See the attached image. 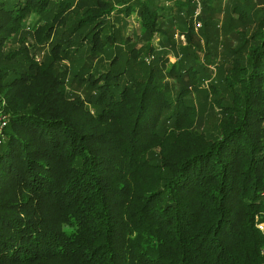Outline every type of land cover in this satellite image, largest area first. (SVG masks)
<instances>
[{
    "label": "trees",
    "instance_id": "trees-1",
    "mask_svg": "<svg viewBox=\"0 0 264 264\" xmlns=\"http://www.w3.org/2000/svg\"><path fill=\"white\" fill-rule=\"evenodd\" d=\"M161 2L0 0V264H264V5L213 77V0Z\"/></svg>",
    "mask_w": 264,
    "mask_h": 264
},
{
    "label": "rangeland",
    "instance_id": "rangeland-1",
    "mask_svg": "<svg viewBox=\"0 0 264 264\" xmlns=\"http://www.w3.org/2000/svg\"><path fill=\"white\" fill-rule=\"evenodd\" d=\"M159 6H161V0H158ZM234 5L238 6V9L241 10L245 17H243V21L237 19V14H233L231 12ZM264 5V0H236L226 6V8L222 9L219 6L218 0H213L211 3V9L213 10V17H214V23H220L221 24V32H218V38L213 41L208 48H202L203 43H199L198 47L200 50H202V53L209 52V55L206 56V58L201 54V58L205 60V63H209V68L212 69L211 76H215V74H218L216 70H213L214 63L220 64L221 61L226 60V56L228 50L234 49L239 47L242 42L245 40V37H248L254 30L255 26V20L260 16V13L262 11V7ZM110 21L112 19L110 18ZM116 21V20H115ZM172 19H165L160 21L162 22V27L166 28L165 30L169 32L171 29ZM38 24V20L35 17H30L27 27L25 29V33L29 34L32 32L34 27ZM117 28L120 29V34L122 37H129L133 42L142 40L143 37L140 35V26L138 22L135 20V16H129V18H124L123 16H120L117 20ZM173 33L177 32L178 28L171 29ZM175 37V35H174ZM175 39V38H174ZM173 40V39H172ZM177 42V43H176ZM181 40L177 38L175 41L173 40L174 45H172L171 42H168L167 45L162 46V43H164V38H153L152 43L156 47L158 52H164L166 56L168 57V66L173 64L176 60L174 55V48L178 49ZM214 42H217L218 44H215ZM166 43V42H165ZM182 43V42H181ZM214 43V44H213ZM220 45V47H219ZM222 46V48H221ZM174 47V48H173ZM202 48V49H201ZM156 56V55H155ZM152 56L150 59H148L147 64H151V61H155L156 57ZM210 56V57H209ZM231 58V55H230ZM208 60H211V62H208ZM231 60V59H230ZM213 61V62H212ZM230 63H224L223 68L221 71L226 70L229 68ZM68 66V65H66ZM170 85H173L174 81L170 80L169 78L166 80ZM84 90L85 88L78 89L79 94L81 97H84ZM86 91V90H85ZM83 95V96H82ZM205 104V103H204ZM206 109V113L203 112L202 115H204L202 122L206 124V128L211 126V123L215 121L217 117V111L215 109L210 108L207 103L204 106Z\"/></svg>",
    "mask_w": 264,
    "mask_h": 264
},
{
    "label": "built area",
    "instance_id": "built-area-1",
    "mask_svg": "<svg viewBox=\"0 0 264 264\" xmlns=\"http://www.w3.org/2000/svg\"><path fill=\"white\" fill-rule=\"evenodd\" d=\"M191 1H192L193 6H194V11H193V15H192L193 29H194V31L197 32L201 28V23L199 21H197V18L201 14L202 0H191ZM230 1H233V0H222V3L225 4V3H228ZM181 40H183V38H181ZM3 106H4V103L0 102V136H2V131L6 127L7 122H8V117L5 114V111L3 110ZM256 223H257V228L261 232H264V223L258 222V219H257Z\"/></svg>",
    "mask_w": 264,
    "mask_h": 264
}]
</instances>
